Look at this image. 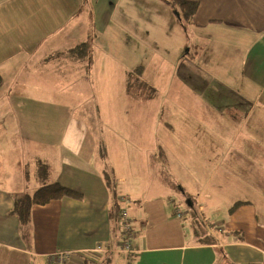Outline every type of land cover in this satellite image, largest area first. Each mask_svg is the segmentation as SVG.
Segmentation results:
<instances>
[{
  "label": "crops",
  "instance_id": "0c3cea01",
  "mask_svg": "<svg viewBox=\"0 0 264 264\" xmlns=\"http://www.w3.org/2000/svg\"><path fill=\"white\" fill-rule=\"evenodd\" d=\"M195 1L198 9L189 21L169 4L179 20L175 37L183 48L191 30L198 49L186 54L199 62L200 70L213 72L232 90L231 83H243L237 95L222 84L209 87L215 105L229 98L239 101L233 109L242 111L243 121L224 127L216 119L213 113L221 110L206 103L195 88L205 82L195 78L191 65L188 74L194 75L176 77L171 84V105H180L183 118L181 124L166 127L163 143L155 141L159 110L148 107L154 97L130 93L126 82L115 99L121 135L110 144L100 138L101 120L90 124L79 118L84 112L77 117L66 111L70 102L91 99L83 92L88 85H79L90 83V75L102 71L94 58L110 69L124 64L111 57L109 52L121 50L109 42L121 35L113 25L125 2L0 0V264H49L62 251L71 252L64 264H88L87 256L99 253L112 254L108 258L124 254V264H264V0ZM97 33L107 35L109 47L93 46ZM91 35L87 62L74 49L89 42ZM97 49L108 53L97 54ZM179 60L180 56L178 68L184 64ZM127 69L126 64L123 73ZM70 79L78 93H60L53 111L57 125L45 124L48 112L41 103L47 94L42 81L60 84ZM148 79L152 86L162 84ZM108 95L99 92L100 99ZM31 99L41 105L28 109ZM131 99L136 104L131 105ZM127 106L134 109V127L121 118ZM98 108L91 110L94 116L104 117L95 113L102 111ZM228 113L236 123L235 112ZM40 114L42 128L39 124L34 130L32 123L40 121ZM178 115L173 109L172 116ZM138 150L158 156L155 159H161L168 171H155L151 162L143 174L128 176L121 171V162L130 157L132 166L139 164ZM42 162L48 165V183L59 182L81 196L35 204L24 225L13 212L16 194L32 193L45 184L39 177ZM176 165L182 166L181 173ZM174 191L185 197V211L175 207L179 200ZM124 209L136 233L131 252L124 249L127 238L123 224L117 223L124 221ZM197 215L207 225L197 223Z\"/></svg>",
  "mask_w": 264,
  "mask_h": 264
},
{
  "label": "rangeland",
  "instance_id": "374dc122",
  "mask_svg": "<svg viewBox=\"0 0 264 264\" xmlns=\"http://www.w3.org/2000/svg\"><path fill=\"white\" fill-rule=\"evenodd\" d=\"M123 1L125 2V6H122L120 8L121 17L117 19V21L119 22H115L113 25V27L116 28L115 30L120 31L119 33L121 35H119L115 39H112L109 42L110 44H114L115 48H118L119 46L121 52L109 53L112 54L111 57H114L115 59H122L124 64H116V68L110 69L107 68V64L105 61L98 60L97 58L95 60L94 58L95 63H97V65H99V67L101 68L99 70L102 71L99 72L98 70H96L94 74H91L90 77L88 76L90 79V83L86 85H79L80 88L88 85L87 89H85L83 92L87 93V95L91 97V99L88 98L86 101L79 100L70 102L71 106L67 108L66 112L69 114H74L77 117H79L84 112V114L81 115L79 118L88 119L90 124H92V121L90 120H95L96 122L97 120H101L102 129L104 130V132H100V138H103L106 142L110 144L118 142L119 136L121 135L119 132V102L118 100H115L118 97V88H122L123 86H125L124 83L129 82V78L132 72L136 71L138 67H141L143 70L142 72L144 73V75L143 73L139 74L141 75V77L145 78V80L147 79L148 81V78H150L151 82L154 81L162 83L153 85L157 87V92L154 96L153 101H151L148 107L149 110H153L155 108L157 111L159 110L158 120L155 121V125L158 127V131L155 135V141H157L158 139L157 144H160V142L163 143V139L161 136L166 135V127L168 125L181 124V118H183L182 111L178 110L180 105L177 102L174 104V106L171 105V84L177 81L176 77L178 79H182V76L184 77L185 74H188L190 72L189 68L191 67V65H194V70H192V72H194L195 78L197 80L205 82L204 86L197 85L195 86V88L200 89L201 93L203 94H201L202 97H205L206 99V103L212 105L214 109L221 110L220 114L215 115V113H213L216 119L221 120V123L224 125V127H230V125L232 124H240L244 119V117L241 116L242 111H236L235 109H233L236 108V105H239V101H235L236 99L234 98H229L226 100V102L225 99L223 102L220 101V106L215 105L213 103L214 97L209 93V87L212 85V83L222 84L219 83L223 82L222 79L209 70L206 71L204 70V68L200 70L201 65L199 64V62L195 58H192L189 54H186V51L188 49H190L191 55L194 54L195 51L198 49V39L195 37L194 33L191 32V30H189V37L186 39L187 44H185L183 48L180 47L178 38L176 39L175 37L176 31H174V25L177 24V22L179 23V20L177 16L172 14L169 3L167 4L164 0L160 1L161 4L165 6L166 11L164 12L162 8L159 7L157 0ZM161 17L163 18V20H161ZM122 19L124 21L120 22V20ZM98 34L99 33L93 36V39L95 40V45L93 46L98 45L96 47H109L107 35ZM90 37L91 40H89V43L92 41V35ZM175 41H177V44L175 43ZM97 50V54L108 53L103 52L102 50L99 51V49ZM76 53L79 55V58L89 62L91 52L87 53V55H80L79 52ZM93 54L95 56V53ZM178 56H180L179 61L184 63L179 66L180 70L176 64ZM35 58L36 57L32 58V62L34 65H36L37 63L36 61H33L35 60ZM189 58L192 59H190L191 62L188 61ZM126 64L128 66V69L125 73H123ZM195 66H197L196 71ZM17 70L11 71L12 73H16ZM194 74H188L187 76H191ZM119 80L122 81L121 84L119 83ZM32 85L36 84L32 83ZM178 85L183 88V85ZM222 85L223 87H226L228 90L232 91L233 93H235V95H237V92L241 91L243 83H241L240 86L238 82L231 83L229 87L233 88V90L229 89L226 84ZM176 86H174V88H176ZM203 87H206V92H204ZM42 90H44L47 94V99L42 100L41 103L42 110L48 112L44 123L47 125H57V118L53 112L57 109L55 107V105L57 104L55 98L58 97V95L62 92H72L73 94L78 93V86L77 84H75L74 80L73 82H71V79L60 84H56L55 80L49 84L44 83L42 81ZM103 90H105L106 93L109 94L108 98L105 100L99 98V92H102ZM33 95L36 96V93H33ZM31 100L32 102H28V109H33L36 105H41L40 103L34 101V99ZM147 103L148 101H146V104ZM132 104H136L133 99H131V105ZM97 107H99L98 109H101L102 111H95V113H102L104 117L96 118V116H94V113L91 110H97ZM173 109L179 111V115L176 118L172 116ZM228 112H235L238 117L236 123L231 118V116H229L230 113ZM39 116L41 117L40 121L32 123V127L34 128V130L39 127V124L40 128H42V115L40 114ZM121 118L126 126L134 127L135 115L133 107L127 106L123 112V116L121 115ZM66 119V117H63L61 118V121L65 122ZM144 123L145 122H143V124ZM110 147L112 148V145ZM140 147L142 148V150L146 149L145 144L140 145ZM116 153H119V146ZM138 153L139 154L136 156V161L139 162V164L132 166L133 160L130 157H126L121 162L120 169L121 171H125L128 176H132L133 174H143L148 168V164H150L151 162H154L152 168L155 171H160L162 168H165L166 171H168L167 165L161 159H155L159 158L158 156L155 155L153 158L149 152L148 155H146L145 153H142L139 150ZM8 156L12 157L10 155ZM256 166L262 167L259 165ZM175 168L176 171L179 173H181V171L183 170L181 165H176ZM175 183L176 182L174 181V184ZM174 194L179 200V203L177 202V206L175 205V207H178L182 210L186 209L187 202L185 201V197L179 195V191H174ZM196 219L198 220L197 223H200L201 221L202 224L203 222L202 226L206 224L204 218H202L200 215H197ZM108 256H112V254L99 253L94 257L87 256V262L88 264L125 263L124 254H122L121 257L108 258Z\"/></svg>",
  "mask_w": 264,
  "mask_h": 264
},
{
  "label": "trees",
  "instance_id": "16d2710c",
  "mask_svg": "<svg viewBox=\"0 0 264 264\" xmlns=\"http://www.w3.org/2000/svg\"><path fill=\"white\" fill-rule=\"evenodd\" d=\"M165 1L171 4L172 6H177L180 9L179 11H180L181 16L185 18V20H188V21L189 19L193 17L194 13L198 9V3H199L198 1H195V0H165ZM90 49H91V44L88 41H86L80 44L78 47H76L74 51L79 52L80 55H83V54L87 55ZM142 71H143L142 68L138 67L136 71L132 72L129 78V82L127 84L128 91L134 94L137 93L143 98H153L156 95L157 90L154 86L150 85L143 77H141V75H139L143 73ZM2 81H3V76L0 73V83ZM159 152L163 153L164 150L160 148ZM48 172H49L48 165L42 162L40 164L39 177L42 178V181L45 184L32 193L23 192L20 194H16L13 212L20 218V220L22 221V224L24 225L27 224L29 220L31 219L32 207L35 204H45L51 201L52 199L60 198L66 195L74 196V197L81 196L80 192L72 190L60 184L59 182H49L48 183L47 182ZM109 180L111 181L110 177H108V183H109ZM115 199H116L115 206H117V210H119V200H117V198ZM236 207L237 205H234L233 210ZM120 209H121V206H120ZM117 223L119 226L120 225L122 226L123 221L120 222V220H118Z\"/></svg>",
  "mask_w": 264,
  "mask_h": 264
},
{
  "label": "built area",
  "instance_id": "2783aa9c",
  "mask_svg": "<svg viewBox=\"0 0 264 264\" xmlns=\"http://www.w3.org/2000/svg\"><path fill=\"white\" fill-rule=\"evenodd\" d=\"M122 215L124 218L123 221V233L126 236V241H125V250L127 252H131L133 249V238L135 237L136 233L135 230L132 227V219H130L128 211L126 209L122 210ZM178 217H182L183 213L181 211H178L176 213ZM71 252H58L56 255L52 256V259L49 264H64L66 259L70 256Z\"/></svg>",
  "mask_w": 264,
  "mask_h": 264
}]
</instances>
